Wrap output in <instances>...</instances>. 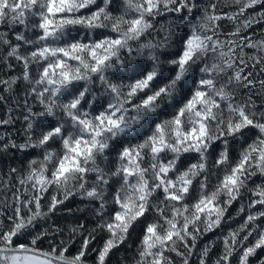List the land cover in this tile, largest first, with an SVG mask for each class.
Instances as JSON below:
<instances>
[{"label": "snow or ice", "instance_id": "1", "mask_svg": "<svg viewBox=\"0 0 264 264\" xmlns=\"http://www.w3.org/2000/svg\"><path fill=\"white\" fill-rule=\"evenodd\" d=\"M0 264H264V0H0Z\"/></svg>", "mask_w": 264, "mask_h": 264}, {"label": "trees", "instance_id": "2", "mask_svg": "<svg viewBox=\"0 0 264 264\" xmlns=\"http://www.w3.org/2000/svg\"><path fill=\"white\" fill-rule=\"evenodd\" d=\"M19 126V125H18ZM75 203H78V201L77 202H74L72 205H70V206H75ZM85 214H83V213H79V212H77V213H75V215L73 216V217H71V218H65V219H63V220H61L60 222L62 223V224H64V225H68V224H74V223H76L77 222V217H79L80 219H83V216H84ZM209 238H211V234H210V236H209ZM119 255H121V254H117V256H119ZM115 259V258H114Z\"/></svg>", "mask_w": 264, "mask_h": 264}]
</instances>
